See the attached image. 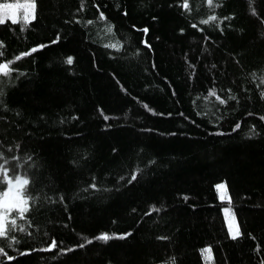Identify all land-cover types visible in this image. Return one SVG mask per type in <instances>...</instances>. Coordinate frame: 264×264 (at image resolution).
<instances>
[{
    "label": "trees",
    "instance_id": "trees-1",
    "mask_svg": "<svg viewBox=\"0 0 264 264\" xmlns=\"http://www.w3.org/2000/svg\"><path fill=\"white\" fill-rule=\"evenodd\" d=\"M182 4L36 0L35 20L0 25V61L21 56L0 88V180L34 197L0 264H264V0Z\"/></svg>",
    "mask_w": 264,
    "mask_h": 264
},
{
    "label": "snow or ice",
    "instance_id": "snow-or-ice-1",
    "mask_svg": "<svg viewBox=\"0 0 264 264\" xmlns=\"http://www.w3.org/2000/svg\"><path fill=\"white\" fill-rule=\"evenodd\" d=\"M206 3L211 7L214 4V0H206ZM0 7H12V5H3ZM30 7L33 9V12L31 14V20H35L36 19V15H35L36 0H31ZM182 7L185 10H190L189 9V0H183ZM81 9H83V2L81 3ZM253 14H255L254 9H253ZM100 18L106 19L102 12L100 13ZM225 19H227V18H225ZM215 20H217V17L212 15V16H209L207 19L202 20L201 23L208 24L209 22L215 21ZM16 22H17V20L15 18H13L12 23H16ZM29 22H30L29 16L26 13L24 16V24L26 25ZM4 23H5V18L3 15H0V25H2ZM87 23H92V21H88ZM193 27H196V25H193ZM23 30H24V26L22 25L21 31H23ZM111 30H112L111 27H109V31H111ZM143 31L147 32L148 30L144 29ZM58 40H59V36L56 38L55 41H53V43H56ZM106 46L112 47V48H117L116 44H111V45H106ZM40 47L43 48V47H46V45H40ZM0 48H2V42H0ZM37 50H38L37 48H33V49H31V52H36ZM31 52H25L22 55H24V56L30 55ZM3 55H4L3 51L0 50V57H3ZM20 58H21V56H17L15 58V60H19ZM15 60L6 61V62L0 61V75H2L4 77H9L10 73L12 71H14V69H11L10 65L12 63H14ZM65 63L71 65L73 63V58L68 57L66 59ZM262 95H264V93H262ZM209 96H215L216 99L219 100L221 104H224L227 102L226 99H223L220 96H218L216 94L215 90H210ZM231 98L234 99V97H231ZM145 107H147V105H145ZM104 118H105V120L108 119L107 116H105ZM261 119L264 120V117H261ZM239 127H240V125L236 124L235 128H239ZM13 159H16V157H13ZM0 160H3V153H0ZM4 163H7V161L5 160ZM0 170H3L4 176L7 177L8 169H5L3 164H0ZM135 179H136V175H132L131 180H135ZM14 181H15V184L18 185L19 187L17 188V193H16L17 203H15L12 206V208H15V210L18 212L20 219H26L25 213H28L29 208H30L29 201L34 199V197L31 196L30 192L27 195H25V192H24V186H27L29 184V180L26 178H22L20 176H15ZM12 185H13V179H7L6 181L0 180V194H2V195H0V238L8 237V231L6 230V227H5V216L12 210V208L8 207V205L5 203L3 197H6L8 195V192L12 191ZM91 187L95 188L96 185L92 184ZM216 188L217 189H223L225 192H227V188H226V185L224 183L217 184ZM221 198H224V197L222 196ZM185 199H187V197H185ZM152 211H159V209H157L155 206H153ZM226 211H227V209H226ZM146 214H150V213H146ZM11 225L13 228L16 227V220L15 219L11 220ZM29 225H31L30 219H29ZM19 230L21 232H25L24 228H20ZM230 231H231V226H230ZM31 234H32L31 232H27V235L30 236ZM131 234H132L131 232L123 233V234H117V233L109 234L108 232H103V233L99 234L97 237H95L94 239L95 240H102L104 242H108V241L113 240V239H125L128 236H130ZM239 235H241V233H240L239 228L237 226L236 231L232 232V238L236 239ZM10 240L18 242V240L16 239L15 236H11ZM92 242H93V239H87L86 240L87 244H91ZM7 246L11 247V243H8ZM57 247H58L57 241L53 238L50 245L48 246V248L41 249V250L51 251L52 249H55ZM76 247L83 248V247H85V243H81ZM74 250H75V248H68L66 250L61 249L62 252L63 251L70 252V251H74ZM202 252L207 253L210 257L211 248L203 249ZM0 253H4V246H0ZM4 254L7 255V253H4ZM9 259H13V257H9ZM172 264H174V258H173Z\"/></svg>",
    "mask_w": 264,
    "mask_h": 264
},
{
    "label": "rangeland",
    "instance_id": "rangeland-1",
    "mask_svg": "<svg viewBox=\"0 0 264 264\" xmlns=\"http://www.w3.org/2000/svg\"><path fill=\"white\" fill-rule=\"evenodd\" d=\"M30 4H31V2L27 1V0L0 4V6L12 5V7H0V15H3L5 19H11L12 20L13 18H15L16 20H18V19L24 20V16L27 13L29 16V19H30L31 14L33 12L32 8L30 7ZM6 82H7V79H4V77L2 75H0V88ZM20 177H22V176H20ZM8 179H13L12 191L8 192V195L6 197H3V199H4L5 203L8 205V207L12 208V206L15 203H17L16 193H17V188L19 186L15 184L14 178H8ZM217 191H218L220 197L225 196V191L223 189H217ZM11 212H17V211L15 210V208H12V210L5 216V221ZM226 221H227L229 230H230V226H231L230 233L232 234V232H235L237 229L236 221L233 219V217H227V216H226ZM204 256H205L206 262L210 263L209 255L207 253H204Z\"/></svg>",
    "mask_w": 264,
    "mask_h": 264
}]
</instances>
